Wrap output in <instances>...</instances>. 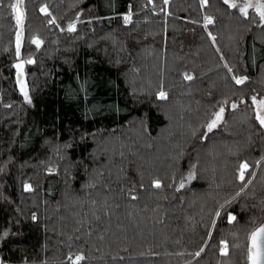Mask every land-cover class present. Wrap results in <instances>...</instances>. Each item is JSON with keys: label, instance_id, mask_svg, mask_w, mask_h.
<instances>
[{"label": "trees", "instance_id": "16d2710c", "mask_svg": "<svg viewBox=\"0 0 264 264\" xmlns=\"http://www.w3.org/2000/svg\"><path fill=\"white\" fill-rule=\"evenodd\" d=\"M204 1L0 0L2 264H250L264 19Z\"/></svg>", "mask_w": 264, "mask_h": 264}, {"label": "snow or ice", "instance_id": "6c2138e0", "mask_svg": "<svg viewBox=\"0 0 264 264\" xmlns=\"http://www.w3.org/2000/svg\"><path fill=\"white\" fill-rule=\"evenodd\" d=\"M225 3H228V0H225ZM235 7V5H230ZM12 7L15 9L17 6L16 5H12ZM246 7H251V5H247ZM260 7H264V6H260ZM241 11L244 12L245 9L241 8ZM261 18L264 19V11L261 12ZM128 17H125V23L128 22ZM20 21V16L17 15V22L19 23ZM209 23H211V19L209 18L208 21ZM69 30H74L73 26H69ZM34 43H36L37 45H39V41H34ZM29 63H31V61H28ZM17 67L19 68L20 66L17 65ZM187 79H191V77H186ZM242 80H237V83H242ZM21 90L24 91V87H23V83L21 82ZM24 95H25V99H28V95L27 92L24 91ZM165 94L163 92L160 93V98H164ZM261 104L264 105V101H261ZM233 107H235V105H233ZM223 109L220 110V112L216 113V118L208 125V130L211 131L212 128H214L217 124V122L220 120L221 115H222ZM257 119L260 120V123L262 125H264V117L261 116H257ZM247 168V165H241V173H240V179L243 180L244 179V170ZM190 179L192 178L191 176L189 177ZM156 187H159V182H156L155 184ZM27 187V186H26ZM181 187H183V184H181ZM217 215H219V213H217ZM235 217L234 216H229V221L234 220ZM264 238V226H261L260 228L256 229L252 234H251V239H252V247L249 249V260L251 261V264H264V247L259 248V250H257L258 245H257V241L258 239ZM201 251H203V249H201ZM197 255H199V253H197ZM77 260L82 259V257H76Z\"/></svg>", "mask_w": 264, "mask_h": 264}, {"label": "water", "instance_id": "95a60500", "mask_svg": "<svg viewBox=\"0 0 264 264\" xmlns=\"http://www.w3.org/2000/svg\"><path fill=\"white\" fill-rule=\"evenodd\" d=\"M204 3H206V0L204 1ZM17 7L14 9L15 11V16H16V20H17V15L20 16V21H19V25L21 26L22 25V21H23V11H22V7H21V0H16V4H15ZM262 6L260 3L258 5H256V10L259 14H261L262 11H264L262 9ZM80 15V13L78 14V16ZM17 65H19L20 67L18 68ZM188 77H191V79L193 78V74H191L190 76ZM187 79V78H186ZM189 80V79H187ZM15 82H16V85L18 87V89L20 90V92L22 94H24V91H28V82H27V79H26V75H25V72H24V67H23V64H16V74H15ZM21 82L23 83V87H24V91L21 90ZM220 112V111H219ZM261 226H264V221L262 223H260L252 232L251 234L258 228H260ZM251 234L249 236V249L252 247V239H251ZM257 245H258V248L257 250H259V248L261 247H264V238H261V239H258L257 241ZM249 263L251 264V261L249 260Z\"/></svg>", "mask_w": 264, "mask_h": 264}, {"label": "rangeland", "instance_id": "374dc122", "mask_svg": "<svg viewBox=\"0 0 264 264\" xmlns=\"http://www.w3.org/2000/svg\"><path fill=\"white\" fill-rule=\"evenodd\" d=\"M228 2H230L231 4H233L234 1L232 0H228ZM262 3L264 4V0H241V2L239 3L240 5L239 6V10L241 13L243 14H247V12L249 11V9L253 8L255 9V4L256 3ZM247 5H251V7H246ZM241 8H244L245 11L242 12L241 11ZM128 17L130 19V13H127L125 15V17ZM128 19V21H129ZM22 59L19 57V54H18V62L16 64H23V62L21 61ZM27 61H32V59H28ZM261 101H264L263 98L261 99H257V98H253V104H254V108H255V112H256V116H261V117H264V105L261 104ZM259 120V119H258ZM260 122V120H259ZM0 264H2V259L0 258Z\"/></svg>", "mask_w": 264, "mask_h": 264}, {"label": "flooded vegetation", "instance_id": "af4514ba", "mask_svg": "<svg viewBox=\"0 0 264 264\" xmlns=\"http://www.w3.org/2000/svg\"><path fill=\"white\" fill-rule=\"evenodd\" d=\"M260 3V2H259ZM259 3L255 4V9H256V5H258ZM234 4V3H233ZM262 6H264V4L260 3ZM264 8V7H263Z\"/></svg>", "mask_w": 264, "mask_h": 264}, {"label": "bare ground", "instance_id": "6f19581e", "mask_svg": "<svg viewBox=\"0 0 264 264\" xmlns=\"http://www.w3.org/2000/svg\"><path fill=\"white\" fill-rule=\"evenodd\" d=\"M263 9V8H262Z\"/></svg>", "mask_w": 264, "mask_h": 264}]
</instances>
